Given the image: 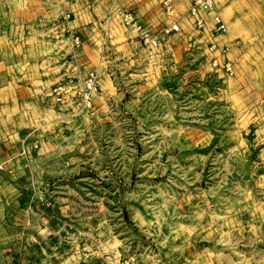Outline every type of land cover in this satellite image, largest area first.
<instances>
[{
    "label": "rangeland",
    "instance_id": "rangeland-1",
    "mask_svg": "<svg viewBox=\"0 0 264 264\" xmlns=\"http://www.w3.org/2000/svg\"><path fill=\"white\" fill-rule=\"evenodd\" d=\"M161 1L0 0V264H264V0H215L231 77Z\"/></svg>",
    "mask_w": 264,
    "mask_h": 264
},
{
    "label": "built area",
    "instance_id": "built-area-1",
    "mask_svg": "<svg viewBox=\"0 0 264 264\" xmlns=\"http://www.w3.org/2000/svg\"><path fill=\"white\" fill-rule=\"evenodd\" d=\"M177 0H162L161 9L168 17H174L163 28L161 34L168 36L184 33L185 42L193 48H205L211 66L227 76L235 74L237 63L236 53L241 48L240 38L228 39L229 26L224 20L221 8L215 0H188V7L183 15L184 23H180L175 16ZM112 14V13H111ZM116 17L122 25L138 38L145 48L155 51L160 47V39L139 22L137 14L132 10L117 9L111 18ZM67 14L65 20H69ZM185 26V27H184ZM69 34L71 47L77 50L81 46V39L70 27ZM98 91V75L95 71H88L84 76L78 96L86 106H91L94 95ZM264 104V100L261 102ZM264 126V120L262 121Z\"/></svg>",
    "mask_w": 264,
    "mask_h": 264
},
{
    "label": "crops",
    "instance_id": "crops-1",
    "mask_svg": "<svg viewBox=\"0 0 264 264\" xmlns=\"http://www.w3.org/2000/svg\"><path fill=\"white\" fill-rule=\"evenodd\" d=\"M230 10H231V9H229L228 7H226L225 9H223V11L221 10V13H222V15H223V18H224V20L227 22V24H228V26H229V30H230V23H229L227 17H228V15H229ZM228 36H229L228 39H229V38H230V39L239 38L238 36H234V35H233V36L228 35Z\"/></svg>",
    "mask_w": 264,
    "mask_h": 264
}]
</instances>
